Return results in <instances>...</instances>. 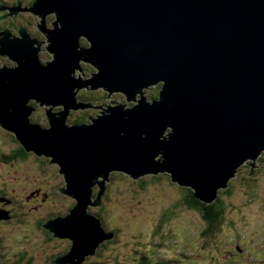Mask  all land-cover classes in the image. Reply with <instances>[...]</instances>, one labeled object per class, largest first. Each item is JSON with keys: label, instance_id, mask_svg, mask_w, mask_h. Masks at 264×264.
Here are the masks:
<instances>
[{"label": "water", "instance_id": "obj_1", "mask_svg": "<svg viewBox=\"0 0 264 264\" xmlns=\"http://www.w3.org/2000/svg\"><path fill=\"white\" fill-rule=\"evenodd\" d=\"M34 11L57 14L48 34L56 61L41 76L27 63L0 69V123L28 151L52 155L67 179L64 192L77 199L68 215L44 225L73 243L55 264H84L115 237L89 212L101 206L114 172L134 180L166 173L211 204L244 164L262 165L264 0H37ZM80 60L98 74L75 77ZM160 83L149 101L145 89ZM88 85L135 104L104 103L92 123L66 125L69 109L94 108L75 99ZM29 99L65 111L47 110L44 128L30 121Z\"/></svg>", "mask_w": 264, "mask_h": 264}, {"label": "flooded vegetation", "instance_id": "obj_2", "mask_svg": "<svg viewBox=\"0 0 264 264\" xmlns=\"http://www.w3.org/2000/svg\"><path fill=\"white\" fill-rule=\"evenodd\" d=\"M36 2L37 0H0V15L5 13L0 18V69L14 70L20 66V63H27L29 64L27 72L32 68V73L39 72L41 76V68L52 64V35L48 34H51L57 17L54 14L52 18V12L40 14L44 25L37 24L36 21L39 22V19L35 18L37 12L34 11ZM20 40H23V43H18ZM83 40L85 42L82 44L86 48L89 47L90 42L85 37L82 38ZM8 43L7 49L12 53L3 47ZM96 70L98 71L97 68ZM83 72L86 74L85 71ZM161 87L162 83L157 87H151L152 92L147 96L149 101H154L159 97ZM147 89L150 88H146L145 92ZM103 90V97L90 98L94 108L88 109L87 114L79 113L80 116L75 119L74 124H90L92 118L99 115L95 109L97 104L110 100L108 91ZM123 97L122 93L116 96L117 100H121ZM112 102L117 101L113 100ZM27 106L31 111L30 121L33 124L44 128L50 127L51 122L48 119L47 108L43 107L37 99H29ZM60 110L61 108H56L55 112ZM71 116L70 114L69 117L71 118ZM18 143L20 142L14 133L0 127V264H35L36 260H39V264H55V260L59 256L70 252L73 243L70 238L56 236L52 229H48L44 225L52 218L68 215L76 206L77 199L64 192L67 179L61 172L60 165L53 161L52 155L28 151ZM263 169L260 167L253 169L247 162L239 169L237 176L245 170L259 173ZM115 174L117 173H112V179ZM255 178L246 175L244 181H251ZM108 188L102 198L101 206H90L89 212L96 214L108 231H115L119 239L120 231L110 227V223L102 213L105 209L104 202L108 195ZM100 190L101 186L97 182L93 187L94 200ZM180 190L184 191L182 202L184 203L187 199L191 202L192 189L186 187ZM61 204H65L67 209L64 213L57 211L59 207H62ZM185 206L190 211L202 216L197 208ZM94 208H97V211H94ZM199 235L200 229L198 228L193 236L199 238ZM60 240L66 241L68 245L56 252L53 244L55 245ZM114 243V240L104 242L98 249L97 255L88 257L84 264L104 260L103 251ZM149 243L146 250L151 252L155 242L152 245L151 239ZM161 258L162 256L158 259ZM133 261V263L125 262L123 264H136L137 258H134ZM112 264L117 263L113 261Z\"/></svg>", "mask_w": 264, "mask_h": 264}, {"label": "rangeland", "instance_id": "obj_3", "mask_svg": "<svg viewBox=\"0 0 264 264\" xmlns=\"http://www.w3.org/2000/svg\"><path fill=\"white\" fill-rule=\"evenodd\" d=\"M54 14L57 17L56 12H53L52 18ZM4 15L5 13L0 17ZM35 18L39 19V22L36 21L37 24H40L41 20L43 22L40 15H35ZM58 27L61 29L60 22ZM54 29L56 28L53 25L52 30ZM82 38L84 37L81 36L78 41L79 47L86 49L82 44L85 40L82 41ZM78 51L81 49L78 48ZM52 55V62L56 61L55 53ZM79 65L86 74L75 69L74 76L77 78L80 76L83 81L93 78L92 74H98L92 63L80 60ZM88 88L79 89L75 95L77 104L81 102L92 104L91 97H103L104 87H99V92L92 90V85H88ZM77 91L78 88H75L74 93ZM151 92L150 88L145 93L149 96ZM119 94L113 92L111 99L104 102L105 105L108 106L110 103L114 105L111 100L126 103L128 106L135 104V102H128L126 95L121 100H117L116 96ZM104 103L97 106H103ZM106 106L96 109L99 115H95V118L102 115L100 112H104ZM43 107L50 110L52 105H43ZM56 108H61L59 112L65 111L64 106L59 105L52 108V113H59L55 112ZM88 109L90 108L69 109V116L70 114L72 116L71 118L67 116L66 125H75V119L80 114H87ZM0 127L3 128L1 123ZM257 162L262 163L260 168H264V153ZM250 173L251 171L248 170L240 172V175L230 182V194H221L227 209L219 229L214 232V237H208V239L202 236L207 228L202 216L190 211L182 202L184 191L180 189L186 187L173 182L169 174L146 176L140 180H134L122 173L115 174L108 184V195H106L105 209L102 213L110 223L109 226L117 228L121 234L114 245L103 251L105 259L102 261L105 264H112L113 261L117 264L133 263L134 258L144 252L152 239V244L155 242L153 248L157 253L167 260L179 261L176 264H264V169L251 176L256 177L255 179L247 182L242 180L246 175L249 177ZM100 180L102 178L98 179ZM61 206L57 211L64 213L67 210L65 204ZM95 210L97 211V208H94ZM198 228L200 229L199 238L193 236ZM55 245L53 244L54 249L58 252L68 243L60 240ZM38 261L36 260L35 264H39Z\"/></svg>", "mask_w": 264, "mask_h": 264}, {"label": "trees", "instance_id": "obj_4", "mask_svg": "<svg viewBox=\"0 0 264 264\" xmlns=\"http://www.w3.org/2000/svg\"><path fill=\"white\" fill-rule=\"evenodd\" d=\"M18 144L20 145L21 142ZM21 146L25 147L24 145H21ZM191 192H192V201L190 202V200L187 199L184 202V204L189 205L192 208L195 207L201 212L202 218L207 224V228L202 233V236L206 239H208V237H214V232L219 229L220 224L224 218V214L227 209L226 202L221 197V194H230L231 189L227 188V189L221 190L219 193L218 199L215 200L211 204H206L200 201L199 199H197L195 197L193 189ZM112 240H114V242L116 243L118 241L117 236L115 235V237ZM160 256L161 255L158 254L154 248H152L151 252L144 250V252H141L140 256L137 257L136 264H176L177 262H179L176 260H167V258L165 257H162L159 260L158 258ZM94 263L95 264H105L104 261H95Z\"/></svg>", "mask_w": 264, "mask_h": 264}, {"label": "clouds", "instance_id": "obj_5", "mask_svg": "<svg viewBox=\"0 0 264 264\" xmlns=\"http://www.w3.org/2000/svg\"><path fill=\"white\" fill-rule=\"evenodd\" d=\"M109 93V92H108ZM110 94V93H109ZM114 173H120V172H114ZM122 174H124V173H122ZM125 175V174H124ZM149 176H151V175H149ZM155 176V175H154ZM129 177V176H128ZM145 250H146V248H145Z\"/></svg>", "mask_w": 264, "mask_h": 264}]
</instances>
